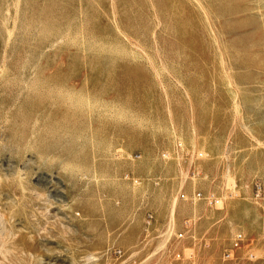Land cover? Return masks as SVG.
<instances>
[{
    "label": "rangeland",
    "instance_id": "1",
    "mask_svg": "<svg viewBox=\"0 0 264 264\" xmlns=\"http://www.w3.org/2000/svg\"><path fill=\"white\" fill-rule=\"evenodd\" d=\"M0 264H264V0H0Z\"/></svg>",
    "mask_w": 264,
    "mask_h": 264
},
{
    "label": "built area",
    "instance_id": "2",
    "mask_svg": "<svg viewBox=\"0 0 264 264\" xmlns=\"http://www.w3.org/2000/svg\"><path fill=\"white\" fill-rule=\"evenodd\" d=\"M194 197L195 198H203V195L201 193H197L196 195H194ZM181 199H187V195L186 194H181ZM219 202L220 201L217 200V199L216 200L210 199V203H212V204H214V203L218 204ZM182 236H183V234L179 235V237H182ZM242 242H243V235L242 234L237 235L235 240H234V242H233V248L226 252L225 257L228 258V259L232 258L233 257V252L232 251L234 249L238 248ZM180 257H181V255L178 254L177 258H180Z\"/></svg>",
    "mask_w": 264,
    "mask_h": 264
},
{
    "label": "bare ground",
    "instance_id": "3",
    "mask_svg": "<svg viewBox=\"0 0 264 264\" xmlns=\"http://www.w3.org/2000/svg\"><path fill=\"white\" fill-rule=\"evenodd\" d=\"M125 38V37H124ZM5 64V63H4ZM3 71V70H2ZM7 121V120H6ZM21 173V172H20ZM22 175V174H21ZM53 179V178H52ZM55 181V180H54ZM56 182V181H55ZM57 183V182H56ZM60 183V182H59ZM62 187V186H61ZM57 194V193H56ZM62 195V194H61ZM61 195H60V197H61ZM58 196H59V194H58ZM56 198V197H55Z\"/></svg>",
    "mask_w": 264,
    "mask_h": 264
}]
</instances>
